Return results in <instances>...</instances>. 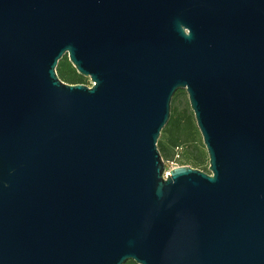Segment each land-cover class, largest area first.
I'll list each match as a JSON object with an SVG mask.
<instances>
[{
	"label": "water",
	"instance_id": "obj_1",
	"mask_svg": "<svg viewBox=\"0 0 264 264\" xmlns=\"http://www.w3.org/2000/svg\"><path fill=\"white\" fill-rule=\"evenodd\" d=\"M182 89L210 173L159 151ZM129 260L264 264V0H0V264Z\"/></svg>",
	"mask_w": 264,
	"mask_h": 264
},
{
	"label": "trees",
	"instance_id": "obj_2",
	"mask_svg": "<svg viewBox=\"0 0 264 264\" xmlns=\"http://www.w3.org/2000/svg\"><path fill=\"white\" fill-rule=\"evenodd\" d=\"M57 73L62 81L69 84H86V78L82 76L69 60L68 54L59 62ZM178 90L172 100L171 117L163 128L158 140V148L165 161H176L180 165H188L191 162L201 163L207 158L205 147L199 143V128L195 125L193 112L189 109L179 111ZM125 264H138L129 260Z\"/></svg>",
	"mask_w": 264,
	"mask_h": 264
},
{
	"label": "rangeland",
	"instance_id": "obj_3",
	"mask_svg": "<svg viewBox=\"0 0 264 264\" xmlns=\"http://www.w3.org/2000/svg\"><path fill=\"white\" fill-rule=\"evenodd\" d=\"M85 78H86V84L90 85L92 82L90 77H85ZM177 100L178 101L176 102V104H177V107L179 108V111H181L182 113L188 109L190 111H192L191 106H190V102H189L188 93L185 89H182L181 92L178 93V99ZM193 118H195V115L193 116ZM194 120H195V125H197L196 119H194ZM199 143L205 147V152L207 154V158L204 161H202L201 163L191 162L188 165L191 167L198 168L200 170H203L205 172L210 173L209 172V155H208L206 146L204 145L201 133L199 134ZM165 165H166L167 171H169L170 169H172L176 166H180V164H178L176 161H165Z\"/></svg>",
	"mask_w": 264,
	"mask_h": 264
},
{
	"label": "built area",
	"instance_id": "obj_4",
	"mask_svg": "<svg viewBox=\"0 0 264 264\" xmlns=\"http://www.w3.org/2000/svg\"><path fill=\"white\" fill-rule=\"evenodd\" d=\"M93 82H91V84L89 86H92Z\"/></svg>",
	"mask_w": 264,
	"mask_h": 264
}]
</instances>
